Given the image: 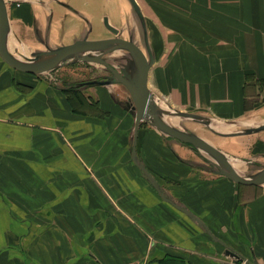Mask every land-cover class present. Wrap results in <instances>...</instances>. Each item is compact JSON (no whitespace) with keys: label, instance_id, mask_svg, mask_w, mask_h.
Wrapping results in <instances>:
<instances>
[{"label":"crops","instance_id":"1","mask_svg":"<svg viewBox=\"0 0 264 264\" xmlns=\"http://www.w3.org/2000/svg\"><path fill=\"white\" fill-rule=\"evenodd\" d=\"M3 1L17 58L88 39L105 17L121 38L138 24L161 119L181 130L175 119L189 117L187 132L232 157L263 150L264 0H135L141 18L128 0ZM51 71L27 74L0 57V264H245L226 247L264 264V183L220 176L141 122L138 161L199 226L133 162L124 86L64 87Z\"/></svg>","mask_w":264,"mask_h":264},{"label":"water","instance_id":"2","mask_svg":"<svg viewBox=\"0 0 264 264\" xmlns=\"http://www.w3.org/2000/svg\"><path fill=\"white\" fill-rule=\"evenodd\" d=\"M138 17L141 18L139 7L135 0H128ZM106 29L114 36L118 34V30L111 26L108 19H103ZM8 32V18L6 12V5L3 0H0V57L12 69L24 72L27 74L38 75L54 70L60 63L69 59L75 58L82 63H92L103 66L110 73L109 78L103 81L90 83L92 85H110L121 84L129 93L130 108L135 112L134 123V142L132 147V160L143 172L149 183L154 187L160 197L167 203L173 205L178 210L186 214L192 221L199 226L204 227V224L192 213L186 209L179 207L171 201L159 188L151 175L140 164L136 157V137L138 127L141 122H146L154 128L162 132L168 137L176 139L182 143L188 144L200 153L209 155L215 162H211L216 168V174L226 177L229 180L240 185L260 186L264 183V168L262 171L250 177H242L235 173L225 155L202 140L198 136L179 130L164 122L159 114L158 107L154 101L153 94L148 88V72L154 63V57L149 48L146 33L144 34L145 50L147 57L143 50L131 40L121 38H108L96 41H89L87 39L77 40L72 44L56 48L54 50L47 49L43 52L33 54L31 57H14L9 54L6 49V36ZM118 51H124L131 60V66L122 65L118 71L116 67L112 66L107 60L106 56ZM206 232L209 231L205 228ZM210 234V233H209ZM226 254L234 257L237 260L243 261L245 264L251 263L246 258L241 257L232 249L226 247Z\"/></svg>","mask_w":264,"mask_h":264},{"label":"rangeland","instance_id":"3","mask_svg":"<svg viewBox=\"0 0 264 264\" xmlns=\"http://www.w3.org/2000/svg\"><path fill=\"white\" fill-rule=\"evenodd\" d=\"M133 9V8H132ZM135 13V12H134ZM134 18V17H133ZM135 20V19H134ZM104 25V22H103ZM134 25V24H133ZM136 29H123V34L122 38L120 37V31L117 36H114L112 33H110L105 25L103 28H96L94 27L92 31H86V35H88L89 41L93 40H99V37H103L102 39H107V38H126L125 40H128L129 37L130 39L133 36V43L137 44L144 52V54L147 57V53L145 50V45L143 42V37H142V30L139 28L138 24H135ZM98 38V39H97ZM77 40H83V38H78L75 39ZM136 42V43H135ZM63 43L58 42L56 44H42L36 46V50L33 52V50L29 51L28 53H24L23 55L27 57H31L33 54H36L38 52H43L46 51L47 49H56L59 47H62ZM62 45V46H61ZM150 50L151 47L149 46ZM152 51V50H151ZM114 53L108 54L105 58L106 60L116 69L122 65H129L131 66V60L129 56L123 51V54L120 57H115L113 56ZM51 74L56 77L59 80V83L67 87L71 85L72 83L78 86H84L86 85H92L90 83L98 82L107 79V76L109 75V72L107 69H105L103 66L98 65V64H92V63H82L75 58H69L62 63H60L56 69L51 71ZM125 88V87H124ZM126 89V88H125ZM126 93H128L127 90H125ZM129 94V93H128ZM176 118V117H175ZM166 119V118H165ZM178 119V120H177ZM172 120V119H170ZM174 120V119H173ZM169 121V120H168ZM177 123L178 128L181 130L184 129L189 131V129H192V121L189 119V117L185 118H176L175 120ZM194 123V122H193ZM194 125V124H193ZM229 146V145H228ZM235 146V144H234ZM263 150L254 152L253 154H249L247 150L243 151H238L242 156L239 157H232L229 153L223 152L225 157L227 158L228 162L230 163L232 169L235 171L236 174L242 176V177H250V176H255L259 174L262 169L264 168V146L262 147ZM261 148V149H262ZM235 151V149H233ZM195 153L198 155L197 150L194 149ZM200 157H203L206 159V161L210 164V167L213 169L214 173H216L217 168L211 164L210 162H215L209 155L205 153H200ZM238 166V167H237ZM237 169H239V172H237Z\"/></svg>","mask_w":264,"mask_h":264},{"label":"bare ground","instance_id":"4","mask_svg":"<svg viewBox=\"0 0 264 264\" xmlns=\"http://www.w3.org/2000/svg\"><path fill=\"white\" fill-rule=\"evenodd\" d=\"M119 34V33H118ZM117 34V35H118ZM116 35V36H117ZM112 39H114V38H112ZM116 39V38H115ZM5 44H6V41H5ZM7 49V48H6ZM7 52H8V50H7ZM9 53V52H8ZM152 53V52H151ZM10 54V53H9ZM123 54V51H118V52H115L114 54H113V56H117V57H120L121 55ZM16 58V57H15ZM164 107V106H163ZM172 119H174V118H172ZM176 120V119H175ZM238 167V166H237ZM237 172H239V169H237Z\"/></svg>","mask_w":264,"mask_h":264},{"label":"flooded vegetation","instance_id":"5","mask_svg":"<svg viewBox=\"0 0 264 264\" xmlns=\"http://www.w3.org/2000/svg\"><path fill=\"white\" fill-rule=\"evenodd\" d=\"M121 67V66H120ZM120 67H118L117 68V70L119 71L120 70ZM128 67H130V66H128ZM108 71V70H107ZM109 76H110V73H109V75L107 76V78H109ZM106 80V79H105ZM103 81V80H102Z\"/></svg>","mask_w":264,"mask_h":264}]
</instances>
